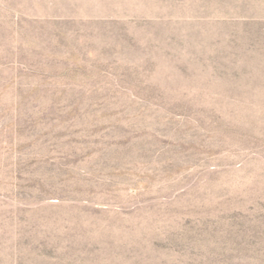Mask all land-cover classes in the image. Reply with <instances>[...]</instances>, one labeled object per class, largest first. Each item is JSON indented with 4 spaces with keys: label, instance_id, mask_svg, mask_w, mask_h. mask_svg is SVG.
I'll use <instances>...</instances> for the list:
<instances>
[{
    "label": "rangeland",
    "instance_id": "obj_1",
    "mask_svg": "<svg viewBox=\"0 0 264 264\" xmlns=\"http://www.w3.org/2000/svg\"><path fill=\"white\" fill-rule=\"evenodd\" d=\"M0 264H264V0H0Z\"/></svg>",
    "mask_w": 264,
    "mask_h": 264
}]
</instances>
